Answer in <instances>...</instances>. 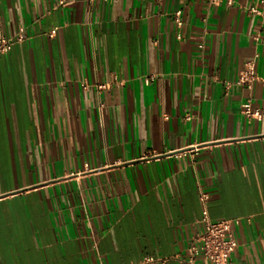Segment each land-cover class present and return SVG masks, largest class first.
Segmentation results:
<instances>
[{"label": "crops", "instance_id": "crops-1", "mask_svg": "<svg viewBox=\"0 0 264 264\" xmlns=\"http://www.w3.org/2000/svg\"><path fill=\"white\" fill-rule=\"evenodd\" d=\"M252 7L264 14L260 0H0V39L24 38L0 55V264H181L202 194L211 220L240 221L231 263L264 264ZM256 55L252 89L236 86Z\"/></svg>", "mask_w": 264, "mask_h": 264}, {"label": "built area", "instance_id": "built-area-1", "mask_svg": "<svg viewBox=\"0 0 264 264\" xmlns=\"http://www.w3.org/2000/svg\"><path fill=\"white\" fill-rule=\"evenodd\" d=\"M260 3L264 5V0H260ZM250 13L261 15L264 23V14L260 13L257 7H252ZM181 13H176V21L180 23ZM57 31H52L50 37H55ZM24 40L23 33L20 32L14 38L1 37L0 39V55H6L11 52L13 46L16 43ZM257 40V38H256ZM249 61L243 71L241 72L235 85L244 87L248 90L252 89V86L257 81L256 75V59ZM154 81L153 77L145 79L146 85H149ZM106 89V86L100 87ZM242 113L249 119L256 121H262L263 113L261 109L254 106L253 100L248 99L242 105ZM209 196L202 194L200 196V202L202 203V217L199 221L201 225V231L195 237L192 245L189 248V256L187 260H183L181 264H232L231 256L238 248V243L233 234V227L239 225V220H220L213 221L209 216L208 211ZM165 259L146 257L140 263L137 264H164Z\"/></svg>", "mask_w": 264, "mask_h": 264}]
</instances>
